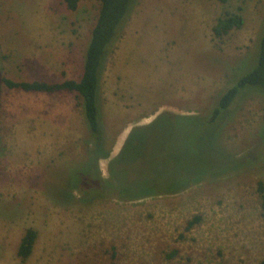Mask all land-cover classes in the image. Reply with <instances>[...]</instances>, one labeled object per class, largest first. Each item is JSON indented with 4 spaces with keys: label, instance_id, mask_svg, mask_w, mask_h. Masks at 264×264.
<instances>
[{
    "label": "rangeland",
    "instance_id": "obj_1",
    "mask_svg": "<svg viewBox=\"0 0 264 264\" xmlns=\"http://www.w3.org/2000/svg\"><path fill=\"white\" fill-rule=\"evenodd\" d=\"M99 7L0 0V264H257L263 93L247 86L215 123L200 119L254 65L264 0H133L101 70L93 145L76 94L9 89L1 77L78 79ZM227 11L244 23L219 40L212 28ZM109 176L154 195L120 200Z\"/></svg>",
    "mask_w": 264,
    "mask_h": 264
},
{
    "label": "trees",
    "instance_id": "obj_2",
    "mask_svg": "<svg viewBox=\"0 0 264 264\" xmlns=\"http://www.w3.org/2000/svg\"><path fill=\"white\" fill-rule=\"evenodd\" d=\"M81 0H63L69 10H76ZM100 4L95 24L92 28L89 42L87 44L82 72L78 79H65L60 82H50L40 79L32 80H13L7 77H1V82L9 89H17L27 92H42L54 94L59 92L74 93L81 98L84 118L86 120L89 132L93 138V145L103 144L100 106H99V85L100 75L106 55L119 34L122 22L128 15L133 0H97ZM226 2V0H221ZM244 23L243 16L237 12H225L219 17L212 28L213 37L223 39L233 29L240 28ZM256 62V63H255ZM254 65L250 70L239 77L234 84L229 86L216 100L211 108L209 115L200 120L207 124L215 123L221 116L223 110L228 109L236 96L247 86L259 88L264 97V20L261 34L259 37V46L256 54ZM130 137L126 138L129 140ZM124 142V143H126ZM1 153V145H0ZM100 158H107V151L101 153ZM111 164V161H110ZM109 164V165H110ZM109 167V173L111 172ZM108 188H116V195L120 200H139L152 194L133 192L134 185L131 181L115 180L110 176L102 180ZM191 185H187L188 188ZM259 195L264 205V186L259 182ZM200 217L194 216L188 221V228L198 222ZM37 238V231L34 228H27L20 239L17 254L21 260H25L32 252L34 243ZM257 264H264V257Z\"/></svg>",
    "mask_w": 264,
    "mask_h": 264
}]
</instances>
